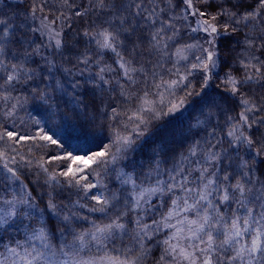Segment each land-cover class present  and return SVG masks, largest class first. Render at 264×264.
<instances>
[{
  "label": "snow or ice",
  "instance_id": "6c2138e0",
  "mask_svg": "<svg viewBox=\"0 0 264 264\" xmlns=\"http://www.w3.org/2000/svg\"><path fill=\"white\" fill-rule=\"evenodd\" d=\"M12 2L15 0H0L7 8ZM160 3L167 10L177 7L173 0H95L93 4L106 18L98 27L93 25L94 30H85L83 36L95 43L97 56L104 52L115 54V63L126 83L130 88L136 86L129 90L116 81L127 107L123 112L111 107L112 139L108 147L84 156L71 152L48 159L41 156L34 163L19 149L30 144L27 151L31 156L34 149L63 145L42 127L35 135H25L0 123V233L7 234L6 225L23 224L25 228L22 239L5 243L0 235V264H144L152 251L148 242L152 241L158 252L155 264H264V171L254 166L257 158L264 162V91L257 92L264 90V0H180V14L170 16ZM45 5L46 0L39 4L33 0L28 16L38 21V26L29 27L27 32L14 23L15 13L9 15L0 8V117L5 120L15 116L25 102L13 95L16 86L37 78L49 81L43 89L32 88L34 98L47 110L55 111L64 103L80 115L86 114L89 107L86 97L80 94L79 79L68 82L69 91L65 83L51 78L55 61L42 54L41 49H53L55 54L63 55L66 43L62 30L54 27L63 14L38 15L44 13ZM136 17L143 21L140 27L147 32L151 50L161 58L171 60L175 56L176 63L186 62L184 74L175 68L171 74L177 79L161 77L156 82L154 72L152 83L144 80L140 89L141 82L133 78V73L142 69L133 67L131 58L118 50L125 46L122 33L135 31L130 18ZM177 21L186 24L187 31L195 35L192 43L175 47L170 53L169 46H174L180 36ZM28 32L38 33L42 43L32 46L34 41L29 40ZM234 37L238 45L242 44V53L229 47ZM36 56L46 66L48 76L40 77L39 66H32ZM93 63L99 65L100 60L94 61L87 51L77 57V65L84 68ZM77 65L62 71L68 76H83L84 68ZM217 69L224 73L218 85L226 94L222 98L231 97L240 109L235 117H228L222 134L217 136L213 128L203 141L194 140L187 154H181L179 162L168 170L167 179L161 178L159 164L155 177L149 174L139 182L134 174L117 171L119 161L152 121L171 115L184 105L185 98L177 97L175 89L193 72L202 74V86L207 87ZM114 71L105 65L84 81V92L91 93L92 102L97 89L105 90L102 86L115 90L105 75ZM34 123L39 125L40 121ZM241 146L251 155V161L239 156ZM229 149L236 153L235 160ZM52 164L56 168L50 170L48 165ZM109 169L126 186L123 210L117 207L120 195H106L103 177ZM29 175L36 178L31 183H38L43 176V185L53 190L68 187L83 192L94 201L88 211L101 213L107 222L97 223L80 215L76 209L86 205L79 201L58 204L51 193L44 207H40L34 189L25 182ZM93 189L101 190L89 196ZM153 197L161 198V207L167 197V211L149 224L144 215L152 210ZM110 209H115L111 216ZM129 212L136 213L131 234L126 222ZM52 218L60 227L50 228ZM80 221H88L90 227L78 231L74 225ZM125 236H129V242H124ZM117 241L123 246L118 247Z\"/></svg>",
  "mask_w": 264,
  "mask_h": 264
},
{
  "label": "trees",
  "instance_id": "16d2710c",
  "mask_svg": "<svg viewBox=\"0 0 264 264\" xmlns=\"http://www.w3.org/2000/svg\"><path fill=\"white\" fill-rule=\"evenodd\" d=\"M7 2L8 0H5V3ZM35 2L39 4L41 0H35ZM5 3H0V8H3L9 15L15 13L14 23L18 25L23 32H27L29 27L36 26L31 17L28 16V10L33 0H15V2L11 3V8L5 7ZM94 3L95 0H68L67 4L64 3V0H46L43 13L50 17L60 16L61 13L63 14V17L57 24L62 30V35L66 43L64 54H55V50L53 49H41L42 54L49 55V58L55 61L56 67L52 70L51 78L53 81L60 80L65 83L69 91H71L70 85L68 84L70 80L79 79L81 81L82 88L80 94L86 97V102L89 103L86 114L82 113L76 115L73 113L71 107L64 103H61L59 109L55 111L47 110L38 99L34 98L32 88L39 86V88L43 89L49 81L37 78L27 84L16 86L13 95L19 96L22 100H25L23 107L18 108L16 115L6 120L0 117V123L9 128L14 124L15 128L12 127L10 130H17L25 135H35L38 129L42 127L45 132L52 135L54 139L59 140L63 145V148H56V146L53 145L45 146L42 149H34V154L31 156L27 151L31 146L30 144H26L23 148H20V154L24 155L26 158L33 159L34 163L41 156L44 159H48V157L52 155H62L68 152L74 155L84 156L104 150V148L110 145L112 139L110 127L112 123L111 107L115 106L121 112L127 107V105L123 104L124 97H121L120 88L116 86V81H119L120 84L124 85V87L129 90L136 87L133 85L130 88L126 83V78L123 77L122 70H119L118 65L115 63L117 59L115 54L104 52L102 55L97 56L95 43H90L89 38L83 36L85 30H94L93 25L98 27L106 18V14L99 13V10L93 7ZM173 3L177 5V7L171 10H167L164 3H160L159 6L165 7L169 16L173 14L179 15L181 11L180 0H173ZM77 11L86 14L77 16L75 15ZM130 19H132V23L136 25L135 31L122 33L121 39L124 40L125 46L118 50L121 51L126 58H131L133 67L142 69V71L133 73V78L141 82L139 85L140 89L144 87V80H147L149 84L152 83V74L154 72L157 74L155 78L156 82H159L161 77H163L164 80L177 79V76L171 74L172 71H175V68H179L180 73L184 74V64L176 63L175 56L169 60L167 57L161 58L160 55L151 50L146 39L147 32L140 27L143 23L142 19L139 17ZM177 26L181 29L180 36L177 37V42L174 46H169L170 53L175 51V47L193 42L192 34L187 31V25L177 21ZM27 35L30 41H34L32 46L42 43V38L38 33L28 32ZM240 40H243L242 36ZM229 47L236 49V52H243L242 44L238 45L235 37L232 39ZM85 51H87V54L94 61L99 59L100 64L97 65L93 63L90 64L88 68H84L83 65H77V57L80 53ZM233 54L235 55L236 53ZM257 55H259V53H257ZM34 59L36 63L32 66H39L38 70L40 77L48 76L49 73L47 72V68L40 60V57L36 56ZM74 65H77L79 68H84L83 76H68L62 71V68H73ZM105 65H109L113 69H116L114 72L105 74L106 78L112 80V86L115 90L110 91L108 90V86H102L105 90L100 91L97 89L94 102H92V95L91 93L84 92L83 83L89 77L90 73L94 74L98 71L99 67ZM233 67H238V65L234 64ZM217 72H219V69ZM223 75V72H219V75L215 73L213 76L214 86L207 90L206 87L202 86V74L193 72V74L188 77L187 81L182 82L175 89L177 97L185 98L184 105H187L186 108L181 112L176 111L171 115L161 117L159 120L152 121L147 126L144 134L136 139L132 149L119 161L116 166L117 171L122 170L134 174L139 182L140 180H145L149 174L155 177V169L157 164H159L161 178L167 179L166 173L168 170L172 169L173 165L179 162L181 154H187V150L194 140L199 139L203 141L213 128H215L217 136H220L222 134L221 130L226 127L228 117H235L240 110L231 97L227 99L222 98V95L226 94L222 93V89L218 88V85ZM153 91H155V89H153ZM261 91L264 90L257 89L258 93ZM188 92L192 94L186 96ZM122 119L126 118L122 117ZM35 120H39L40 124H35ZM197 121H200V123L197 124ZM225 147H227V144H225ZM229 154L235 160L236 153L232 149H229ZM239 156L251 161V155L247 153L243 146L239 148ZM261 159L262 158H257L254 161V166L264 171V162H261ZM48 167L52 170L56 168V165L52 164L48 165ZM56 170L59 171L60 169ZM35 171L36 169L33 168L32 172L34 173ZM115 175L116 174L109 169L108 175L103 177V183L107 185L106 195L109 192L120 195L121 199L117 207L123 210L126 186H122L119 181L115 179ZM92 178V176L89 177L90 180H92ZM35 179L34 175H29L25 182L29 183L30 187L34 189L33 195L36 196L40 207H44V202L47 201L48 195L51 193L55 196L58 204H70L79 201L80 204L86 205L84 208L76 209L80 215L88 216L89 220H96L97 223H100L102 220L103 222H107L101 213H92L88 211V208L94 204V201L86 198L83 192L77 193L75 188L68 187H56L53 190L43 185V176L40 177L38 183H31V181ZM99 190L101 189H93L92 193H89V196ZM163 200L165 201V206L161 207V198H152V210L144 215V219L147 223L151 224L153 219L159 220L161 213L167 211V197H164ZM114 212L115 209H110L109 216L113 215ZM135 218L136 213L134 212H129L128 217H126L130 234L135 228L134 223L131 222L134 221ZM49 226L51 229L60 227L59 222L55 218H52ZM74 226H76L79 231L81 228L90 227V224L88 221H80L78 225ZM6 228H8L6 235L0 233L5 243H7L9 239L23 238L25 231L23 230L25 229L23 224H14ZM163 238V235L159 237L161 240ZM124 242H129V236L124 237ZM116 243L118 247L123 246L120 241ZM153 245L154 241L148 242L147 246L151 248L152 251L145 258L144 264H155V257L158 255V252Z\"/></svg>",
  "mask_w": 264,
  "mask_h": 264
},
{
  "label": "rangeland",
  "instance_id": "374dc122",
  "mask_svg": "<svg viewBox=\"0 0 264 264\" xmlns=\"http://www.w3.org/2000/svg\"><path fill=\"white\" fill-rule=\"evenodd\" d=\"M38 15H44L43 13L41 14V13H38ZM190 19H192L191 17H190ZM33 21V20H32ZM34 22V24L36 25V26H38V21H33ZM54 27H56L57 28V30H61V28H60V26L57 24V25H54ZM193 35H195V34H192V36ZM179 63H181V64H184L185 65V63L186 62H184V61H181V62H179ZM218 71V69L217 70H214V72H213V74H212V78L208 81V85H207V87H206V89L207 90H209L208 88H212L213 86H214V80H213V76H214V74L216 73ZM187 106V105H186ZM186 106L184 105V106H182L178 111L179 112H181V111H183L185 108H186ZM10 129H12V127L10 128ZM5 227H9V226H5ZM19 227V226H18ZM21 228V227H20ZM23 230H25V229H23ZM21 231V230H20Z\"/></svg>",
  "mask_w": 264,
  "mask_h": 264
}]
</instances>
